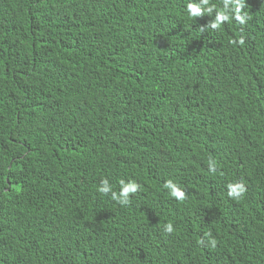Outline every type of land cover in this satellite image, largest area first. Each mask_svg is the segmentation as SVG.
<instances>
[{
    "label": "trees",
    "instance_id": "16d2710c",
    "mask_svg": "<svg viewBox=\"0 0 264 264\" xmlns=\"http://www.w3.org/2000/svg\"><path fill=\"white\" fill-rule=\"evenodd\" d=\"M189 2L0 0V264H264V0Z\"/></svg>",
    "mask_w": 264,
    "mask_h": 264
},
{
    "label": "clouds",
    "instance_id": "9594fccd",
    "mask_svg": "<svg viewBox=\"0 0 264 264\" xmlns=\"http://www.w3.org/2000/svg\"><path fill=\"white\" fill-rule=\"evenodd\" d=\"M246 0H222V9H217V6L211 3V0H199V3L189 2L187 4V12L189 16L193 19L202 18L205 16V12L208 16H212L215 13V18L210 22L206 28L201 27L200 31L203 32L206 29H211L217 31L220 29L221 25L231 22L233 19L240 25H245L246 22L250 19L245 8L247 7ZM231 43L236 45L237 43L240 46L245 44V40L241 37L238 41L232 40ZM209 170L213 173L216 172L215 161H209ZM228 196L231 199L239 200L241 199L247 189L245 185L241 182L230 183L228 184ZM164 188L169 190V194L172 198L178 202L183 203L187 196L186 192L182 190L178 185L174 184L171 180H168L164 184ZM120 192L116 193L112 190V187L109 184L107 179H104L101 182V187L99 192L103 195L111 194V199L116 201L121 206H128L130 204V196L135 195L140 190V185L134 181H129L125 183L123 180L120 181ZM164 231L167 234H172L174 232V227L171 223H168ZM211 236V233L206 234ZM198 243L203 245L204 241L200 240ZM211 247L214 249L216 247V241L213 239L210 241Z\"/></svg>",
    "mask_w": 264,
    "mask_h": 264
}]
</instances>
